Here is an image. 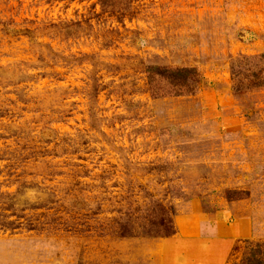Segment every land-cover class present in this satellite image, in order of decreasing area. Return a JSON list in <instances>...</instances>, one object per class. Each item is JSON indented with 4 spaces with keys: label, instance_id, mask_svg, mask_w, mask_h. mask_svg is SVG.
I'll return each instance as SVG.
<instances>
[{
    "label": "rangeland",
    "instance_id": "1",
    "mask_svg": "<svg viewBox=\"0 0 264 264\" xmlns=\"http://www.w3.org/2000/svg\"><path fill=\"white\" fill-rule=\"evenodd\" d=\"M112 2L0 0V264L264 260V89L230 75L264 55V0ZM150 64L204 86L152 99Z\"/></svg>",
    "mask_w": 264,
    "mask_h": 264
},
{
    "label": "trees",
    "instance_id": "2",
    "mask_svg": "<svg viewBox=\"0 0 264 264\" xmlns=\"http://www.w3.org/2000/svg\"><path fill=\"white\" fill-rule=\"evenodd\" d=\"M97 1L104 12H107L106 10L109 8H113L112 0ZM241 59L253 62V66L246 71L242 69L236 72L234 70L231 71L233 93L240 96L249 91L264 89V67H262L264 55L251 59L246 57ZM143 73L152 99L195 96L204 86L203 78L195 68L172 69L162 65L150 64L143 67ZM240 196V193L234 191L225 193V198L228 201L237 200ZM160 207L161 216L158 215L153 220L154 222L147 224L149 225L147 234H150L149 236L151 237L153 235V237L167 238L174 234L173 226H171L172 221L170 220L173 211L170 207L164 209ZM119 234L122 238L130 237L132 235L131 226L120 225ZM246 256L242 264H264L263 257L258 256V253H252L251 249L248 250Z\"/></svg>",
    "mask_w": 264,
    "mask_h": 264
}]
</instances>
